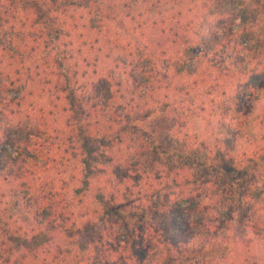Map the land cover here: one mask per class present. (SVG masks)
<instances>
[{
    "label": "trees",
    "instance_id": "1",
    "mask_svg": "<svg viewBox=\"0 0 264 264\" xmlns=\"http://www.w3.org/2000/svg\"><path fill=\"white\" fill-rule=\"evenodd\" d=\"M0 264H264V0H0Z\"/></svg>",
    "mask_w": 264,
    "mask_h": 264
}]
</instances>
